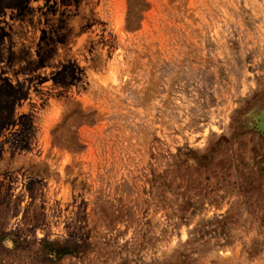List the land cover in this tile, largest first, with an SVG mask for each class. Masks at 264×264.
<instances>
[{
    "label": "rangeland",
    "instance_id": "obj_1",
    "mask_svg": "<svg viewBox=\"0 0 264 264\" xmlns=\"http://www.w3.org/2000/svg\"><path fill=\"white\" fill-rule=\"evenodd\" d=\"M0 264H264V0H0Z\"/></svg>",
    "mask_w": 264,
    "mask_h": 264
}]
</instances>
